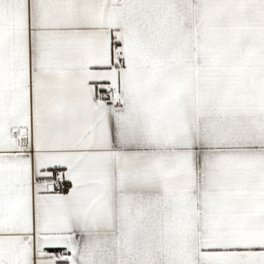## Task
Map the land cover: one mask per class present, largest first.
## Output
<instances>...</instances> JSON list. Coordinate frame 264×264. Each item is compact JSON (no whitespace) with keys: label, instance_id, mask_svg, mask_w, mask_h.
I'll list each match as a JSON object with an SVG mask.
<instances>
[{"label":"snow or ice","instance_id":"6c2138e0","mask_svg":"<svg viewBox=\"0 0 264 264\" xmlns=\"http://www.w3.org/2000/svg\"><path fill=\"white\" fill-rule=\"evenodd\" d=\"M0 264H264V0H0Z\"/></svg>","mask_w":264,"mask_h":264}]
</instances>
